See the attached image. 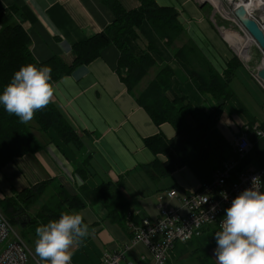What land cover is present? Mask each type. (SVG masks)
I'll use <instances>...</instances> for the list:
<instances>
[{
	"label": "crops",
	"instance_id": "crops-1",
	"mask_svg": "<svg viewBox=\"0 0 264 264\" xmlns=\"http://www.w3.org/2000/svg\"><path fill=\"white\" fill-rule=\"evenodd\" d=\"M154 1L160 7L174 8L193 20L189 26H184L187 39L197 45L212 67L227 70L234 55L223 41L226 31L222 32L223 38L218 27H210L202 13L205 4H201V0ZM118 2L127 11L140 6L138 0ZM178 7H181L180 11ZM6 15L10 22L22 24L31 41V53L39 63L53 57H61L66 64L72 63V46L102 33L114 20L100 0H0V21ZM136 34L137 39L129 42L131 52L138 57H147L154 66L134 94L129 93L120 81L119 51L113 45L107 47L99 59L77 67L69 76L53 84L51 103L76 132L86 134L81 136L82 149L65 145L52 131L40 132L33 121L27 126L42 148L33 155L14 159L0 171V200L45 184L43 195L25 210L30 219L23 230L29 233L26 238L29 237L34 245L36 239L31 237V226L37 228L55 220L52 211L46 209L49 201H57V187H61L69 198L83 200L85 207L73 212L84 215L89 235L80 245L70 249L73 252L70 264H101L104 253L125 252L121 264H140L139 260L147 255V249L142 244H131L128 214L137 213L130 217L136 224L142 218L156 221L158 195L173 188L182 197L198 189L201 183L187 167L177 169L166 178L154 175L150 167L154 160L164 163L167 159L163 155L155 159L146 148L145 139L161 135L172 140L176 133L168 124L156 126L135 98L153 81L157 71L167 66L173 73L172 92L167 94L170 100L174 96L187 97L203 122L217 102L210 94L199 92L190 68L174 58L173 51L180 48L182 42L168 48L166 40L159 39L147 23H143ZM186 37L182 39L187 40ZM220 43L227 47L228 54ZM241 66L237 61L229 81L232 96L202 144L215 162L229 163L236 160L237 154L232 145L233 138L246 133L253 145L249 161L264 166V139L253 135L255 125L264 128V89L248 69L243 70ZM187 120L194 129V120L191 117ZM242 165L239 164V168ZM105 184L121 192V202L125 205V221L121 224L109 219L102 204H89L85 199L84 190H95ZM173 203L178 205L176 201ZM33 219L36 223L30 225ZM217 231V228H211L201 237L192 239L186 243L191 245L188 249L183 246L186 244L176 243L168 260L178 258L181 264H197L196 255L203 249L210 261L216 263L210 248L216 243L214 232Z\"/></svg>",
	"mask_w": 264,
	"mask_h": 264
},
{
	"label": "trees",
	"instance_id": "trees-1",
	"mask_svg": "<svg viewBox=\"0 0 264 264\" xmlns=\"http://www.w3.org/2000/svg\"><path fill=\"white\" fill-rule=\"evenodd\" d=\"M100 1L109 9L114 20L102 33L74 44L71 50L74 60L70 64H66L61 57H53L43 63L37 62L31 53V41L26 30L20 22H10V17L6 15V18L0 21V94L22 65L31 63L37 67L50 66L54 84L69 76L77 67L99 59L102 52L111 45L119 51L120 81L129 93L134 94L141 80L154 66L153 61L147 57L135 56L129 48V42L137 39L136 33L142 24L147 23L159 39L166 40L168 48L185 36L179 13L174 8L160 7L154 0H138L139 8L127 11L118 0ZM12 11L14 14V10ZM173 55L190 68L191 78L197 81L199 92L210 94L217 105L207 116L206 122L201 121L187 97L174 96L172 100L168 98L167 94L172 92L173 73L167 66L160 68L153 81L135 98L136 103L145 110L156 126L168 124L176 133L172 140H167L161 135L145 139L146 148L156 159L160 155L167 159L164 163L158 159L154 160L150 166L151 171L154 175L169 177L177 169L187 167L201 183L208 182L217 165L203 146L202 140L216 125L227 100L232 96L229 81L237 61L234 59L229 62L227 70L221 76L214 71L202 51L190 39L180 48H175ZM188 117L194 120V129L188 125ZM33 119L40 132L52 131L65 145L82 149L81 136L86 134L76 132L51 102L43 110L37 111ZM31 131L30 127L21 123L15 115L7 114L0 105V171L14 159L33 155L42 148ZM44 191L45 184L26 189L18 193L17 201L9 199L0 203V210L14 227L15 215L30 209ZM83 194L89 204H102L107 209L111 221L118 224L125 221V205L121 202L119 189L113 190L111 185L105 184L95 190H84ZM19 203L24 204L20 209ZM84 207L85 203L81 198H69L61 187H57V201H49L46 210L52 211L54 219L58 220L62 212L78 211ZM24 222L22 231L27 226V222ZM35 223L34 219L30 221V225ZM31 227L32 231L36 230L34 226ZM196 258L200 264H215L203 249Z\"/></svg>",
	"mask_w": 264,
	"mask_h": 264
},
{
	"label": "built area",
	"instance_id": "built-area-1",
	"mask_svg": "<svg viewBox=\"0 0 264 264\" xmlns=\"http://www.w3.org/2000/svg\"><path fill=\"white\" fill-rule=\"evenodd\" d=\"M236 8L233 6L226 11L230 13L233 19L231 22L236 30L226 29L224 26L217 29L222 37V32L230 31L231 42L239 47L240 51L237 52L225 39L223 40L258 85L264 89V80L258 78V72L264 71V49L234 17ZM246 17L255 21L264 32V21L261 20L264 17V9H255L252 13L246 11ZM254 55H258L259 58L254 67H250L249 63ZM253 130L254 137L264 139V128L255 125ZM232 145L237 153L236 160L223 163L212 174L210 180L201 183L198 189L189 191L182 197L175 189L158 195L156 221L142 218L139 220L140 223L136 224L130 217L137 213L128 214V227L132 233L131 244H142L147 249V255L139 260L140 264H166L176 243L186 244L194 238L201 237L211 228H217L219 231V223L224 217L225 209L231 206L232 200L244 189L251 187L252 177L261 178V191L264 192V166L254 165L248 159L253 146L250 137L246 133H241L233 138ZM241 163L244 165L239 168ZM222 192L227 194V199L223 198ZM172 201H176L178 205L173 206ZM125 253H104L101 264H121ZM29 254L25 241L0 210V264H27Z\"/></svg>",
	"mask_w": 264,
	"mask_h": 264
},
{
	"label": "clouds",
	"instance_id": "clouds-1",
	"mask_svg": "<svg viewBox=\"0 0 264 264\" xmlns=\"http://www.w3.org/2000/svg\"><path fill=\"white\" fill-rule=\"evenodd\" d=\"M52 68L48 65H22L0 94V105L21 123L30 122L43 110L54 94ZM262 180L252 177L251 187L244 189L225 209L220 230L215 232L214 250L217 264H264V192ZM221 195L227 199V194ZM215 209L213 208V211ZM35 252L41 264H70L74 245L89 235V225L80 212H62L36 228Z\"/></svg>",
	"mask_w": 264,
	"mask_h": 264
},
{
	"label": "rangeland",
	"instance_id": "rangeland-1",
	"mask_svg": "<svg viewBox=\"0 0 264 264\" xmlns=\"http://www.w3.org/2000/svg\"><path fill=\"white\" fill-rule=\"evenodd\" d=\"M218 4H219V9L221 10V7H223V9L225 10V11H228L229 9H232V7H233V4H230L229 2H228V0H220L221 1V3L219 2V0H215ZM205 3V5H203V7L201 8L202 9V13L205 15V19H206V21L207 22H209L210 23V27L212 28H214V26L217 28V27H225L226 29H228V28H231L232 30H236V28L233 26V24H232V22H230V21H228V20H226V19H224V18H222V16H220V14L222 15L223 13L217 8L218 7V5L216 4V3H213L212 1H207L206 0V2H204ZM204 3H201V4H204ZM234 3H236V2H234ZM221 4H222V6H221ZM178 10L180 11L181 10V7H178ZM177 11V10H176ZM180 13H181V15H180ZM179 13V21H180V23H181V25L184 27H187V26H189L190 24H191V22H193V20H190V19H188L187 17H185L183 14H182V12H180ZM185 27H184V30H186L185 29ZM185 34H187V32L185 31ZM185 37H186V35H185ZM183 38H184V36H183ZM186 39H187V37H186ZM224 41V40H223ZM186 43L187 42V40H185V39H180V40H178L177 42H176V44H180V43ZM225 42V41H224ZM220 45L222 46V48L224 49V51H225V53L226 54H228L227 53V47H225V46H223L221 43H220ZM208 55V54H207ZM206 57V56H205ZM209 58H210V56H208ZM207 58V57H206ZM258 58H259V56L258 55H254V58H253V60L249 63V66L250 67H254V65H255V62L258 60ZM211 59V58H210ZM236 60V61H238V59L236 58V56L234 55V57L232 58V60L231 61H233V60ZM239 62V61H238ZM236 63V62H235ZM211 67H212V65H211ZM213 69H214V71L215 72H217L219 75H223V73H224V71L225 70H222V71H220V69H221V67L218 69V70H216L214 67H212ZM241 69H246L243 65L241 66ZM245 72H243V74H244ZM33 119L30 121V122H28V123H25L26 125H28V126H30L32 123H33ZM216 163V165H217V168H219V167H221L222 166V164H223V162H221V161H218L217 160V162H215ZM164 178H166V177H164ZM203 183V182H202ZM201 184V183H200ZM17 195L18 194H15V196H13L12 198H5V199H2V200H0V203H2V202H6V201H9V199H11V200H13V201H17V199H18V197H17ZM182 195H184V194H182ZM21 203V202H20ZM19 203V205H18V208L20 209L21 207H23L22 205H24V204H20ZM173 206H177V204L176 203H173ZM35 216V215H34ZM35 218V217H34ZM27 219H30V218H28V214H27V212L24 210V212H22V213H17L16 215H15V225H14V228H15V231L22 237V238H24L23 240L25 241V243H26V245H27V248H28V250H29V252H30V254H29V259H28V263L27 264H41V262H40V259H39V257L36 255V252H35V245L34 244H32V243H30V241H29V237H28V240H27V235H29V233L27 232V231H22L21 230V227H24L25 226V222L24 221H27ZM215 234V233H214ZM31 237H35V239H37V236H36V231H33V233L31 234ZM183 246H186L187 247V249L188 248H190L191 247V245L190 244H186V245H183ZM217 247V244L215 243V245H213L211 248H210V251H212L211 252V255L213 256V255H215L214 254V250H215V248ZM186 249V250H187ZM171 256V255H170ZM170 259V258H169ZM182 263V261H180V259H175V261L174 260H172V261H170V260H168V264H181ZM210 263V262H209ZM208 263V264H209ZM217 263V262H216ZM215 263V264H216ZM197 264H200V262L197 260ZM211 264V263H210Z\"/></svg>",
	"mask_w": 264,
	"mask_h": 264
},
{
	"label": "bare ground",
	"instance_id": "bare-ground-1",
	"mask_svg": "<svg viewBox=\"0 0 264 264\" xmlns=\"http://www.w3.org/2000/svg\"><path fill=\"white\" fill-rule=\"evenodd\" d=\"M208 1V0H207ZM209 1H212L213 3H216L218 5V9L220 8L219 7V4L215 1V0H209ZM200 2H206V0H201ZM219 2L221 3V1L219 0ZM228 2L230 4H233L234 8L235 7H239V6H242L245 11H247L248 13H252L255 9H264V0H228ZM236 2V3H234ZM222 6V4H221ZM220 10V9H219ZM223 14L221 15L224 19L228 20V21H232V17L230 15V13L226 12L223 7H221V10H220ZM262 21H264V17H262L261 19ZM224 36L227 41L230 42L231 46L237 51L239 52L240 49L239 47L235 46L232 42H231V33L230 31H226L224 32ZM242 54H244V51L242 52ZM156 159V158H155ZM173 189V188H172ZM215 233V232H214ZM130 248V247H129ZM129 251V250H128Z\"/></svg>",
	"mask_w": 264,
	"mask_h": 264
},
{
	"label": "water",
	"instance_id": "water-1",
	"mask_svg": "<svg viewBox=\"0 0 264 264\" xmlns=\"http://www.w3.org/2000/svg\"><path fill=\"white\" fill-rule=\"evenodd\" d=\"M234 17L243 25L252 38L264 49V32L259 28L257 23L246 17V11L242 6L236 8L233 13ZM258 78L264 80V71L258 72Z\"/></svg>",
	"mask_w": 264,
	"mask_h": 264
}]
</instances>
